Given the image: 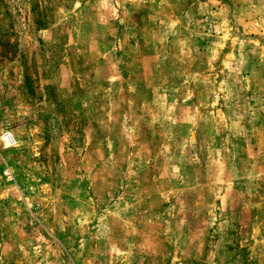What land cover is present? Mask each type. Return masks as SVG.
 I'll return each instance as SVG.
<instances>
[{"label": "rangeland", "instance_id": "1", "mask_svg": "<svg viewBox=\"0 0 264 264\" xmlns=\"http://www.w3.org/2000/svg\"><path fill=\"white\" fill-rule=\"evenodd\" d=\"M258 115L264 0H0V264H264Z\"/></svg>", "mask_w": 264, "mask_h": 264}, {"label": "crops", "instance_id": "2", "mask_svg": "<svg viewBox=\"0 0 264 264\" xmlns=\"http://www.w3.org/2000/svg\"><path fill=\"white\" fill-rule=\"evenodd\" d=\"M43 34L44 35H39V38L40 36H42V38H44L46 41L47 39H49V41L51 40L50 33L49 35L46 33H43ZM256 120H258V123H251L252 121L246 122V120L239 121V123L242 125V130H241V136H239V134L237 135L240 141V148H242L243 151L254 150V151H257V153H260L262 151L264 152V144H261L260 142V138H263V134L261 130L264 128V115L263 116L258 115ZM230 122L233 123L234 118L226 119L225 152L229 153V155L225 157V161H224L223 159L217 157L218 153L221 152V149H219L218 151L214 150L216 156L211 161V163L221 162V164L222 163L224 164L223 167H225V172L230 177L229 181H225L226 184L234 183V180H237L234 178L235 177L234 176L235 174L233 173L234 169H235V172L237 173L238 169H240L239 165L249 160L248 157L245 158V157H242V155H240L238 159H231V153L233 154L234 151L237 150L235 147L237 145V141H235L234 138L232 140L229 139L230 137L234 136L233 130H231L233 125H231Z\"/></svg>", "mask_w": 264, "mask_h": 264}, {"label": "built area", "instance_id": "3", "mask_svg": "<svg viewBox=\"0 0 264 264\" xmlns=\"http://www.w3.org/2000/svg\"><path fill=\"white\" fill-rule=\"evenodd\" d=\"M16 144H17L16 140L10 132L1 133L0 134V157L2 155L1 152H6L7 150L14 148ZM4 165L6 167V170L4 171V175L8 177L9 175L8 165L5 162H4Z\"/></svg>", "mask_w": 264, "mask_h": 264}]
</instances>
